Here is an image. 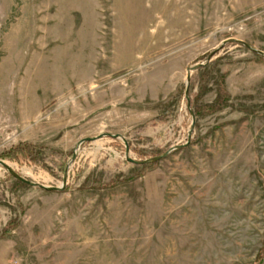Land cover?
<instances>
[{
	"label": "rangeland",
	"instance_id": "374dc122",
	"mask_svg": "<svg viewBox=\"0 0 264 264\" xmlns=\"http://www.w3.org/2000/svg\"><path fill=\"white\" fill-rule=\"evenodd\" d=\"M259 55L264 0H0V264H264Z\"/></svg>",
	"mask_w": 264,
	"mask_h": 264
},
{
	"label": "trees",
	"instance_id": "16d2710c",
	"mask_svg": "<svg viewBox=\"0 0 264 264\" xmlns=\"http://www.w3.org/2000/svg\"><path fill=\"white\" fill-rule=\"evenodd\" d=\"M260 57L264 58L262 55H259ZM33 146L31 144L22 143L20 145H17L15 147H12L11 149L5 151L3 154H1L0 158H8V159H17L19 155H24L28 153V156L34 161H36V157L34 152L32 151ZM259 254H264V241H263V247L260 249Z\"/></svg>",
	"mask_w": 264,
	"mask_h": 264
},
{
	"label": "bare ground",
	"instance_id": "6f19581e",
	"mask_svg": "<svg viewBox=\"0 0 264 264\" xmlns=\"http://www.w3.org/2000/svg\"><path fill=\"white\" fill-rule=\"evenodd\" d=\"M48 68V67H47ZM51 68V67H50ZM50 75V74H49ZM48 76V75H47Z\"/></svg>",
	"mask_w": 264,
	"mask_h": 264
}]
</instances>
